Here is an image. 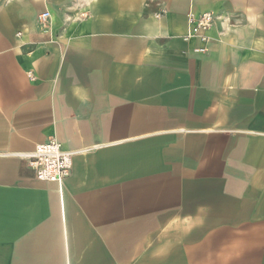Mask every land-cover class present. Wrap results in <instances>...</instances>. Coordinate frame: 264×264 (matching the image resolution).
I'll return each mask as SVG.
<instances>
[{
  "label": "crops",
  "instance_id": "crops-1",
  "mask_svg": "<svg viewBox=\"0 0 264 264\" xmlns=\"http://www.w3.org/2000/svg\"><path fill=\"white\" fill-rule=\"evenodd\" d=\"M0 264H264V0H0Z\"/></svg>",
  "mask_w": 264,
  "mask_h": 264
},
{
  "label": "built area",
  "instance_id": "built-area-1",
  "mask_svg": "<svg viewBox=\"0 0 264 264\" xmlns=\"http://www.w3.org/2000/svg\"><path fill=\"white\" fill-rule=\"evenodd\" d=\"M48 16V12H43L39 15V20L44 22ZM214 20L215 15L210 11L200 13L189 11L186 38H196L202 43H207L209 41L207 31ZM198 50L205 51V48L200 47ZM21 157L32 170L35 179L43 182H63L70 175L73 152L62 150L61 144L51 138L36 144L31 151L21 154Z\"/></svg>",
  "mask_w": 264,
  "mask_h": 264
}]
</instances>
